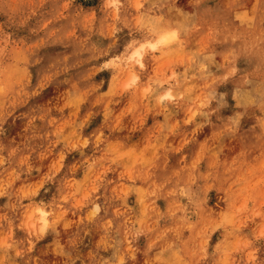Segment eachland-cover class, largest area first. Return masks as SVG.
I'll return each mask as SVG.
<instances>
[{"label": "rangeland", "instance_id": "374dc122", "mask_svg": "<svg viewBox=\"0 0 264 264\" xmlns=\"http://www.w3.org/2000/svg\"><path fill=\"white\" fill-rule=\"evenodd\" d=\"M0 264H264V0H0Z\"/></svg>", "mask_w": 264, "mask_h": 264}, {"label": "bare ground", "instance_id": "6f19581e", "mask_svg": "<svg viewBox=\"0 0 264 264\" xmlns=\"http://www.w3.org/2000/svg\"><path fill=\"white\" fill-rule=\"evenodd\" d=\"M174 34H175L174 31L163 32L162 34H160L157 37L156 41L150 43V46L155 47L158 44H164V43L170 41V39H172L174 37ZM134 53L137 54L138 57H140L142 54L141 49H136L134 51ZM138 59H140V58H138Z\"/></svg>", "mask_w": 264, "mask_h": 264}]
</instances>
